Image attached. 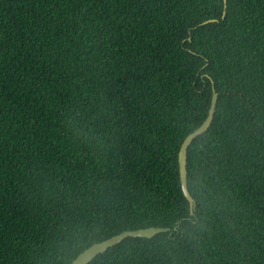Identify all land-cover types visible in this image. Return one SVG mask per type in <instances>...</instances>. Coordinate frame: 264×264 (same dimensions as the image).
Returning <instances> with one entry per match:
<instances>
[{"label":"trees","instance_id":"trees-1","mask_svg":"<svg viewBox=\"0 0 264 264\" xmlns=\"http://www.w3.org/2000/svg\"><path fill=\"white\" fill-rule=\"evenodd\" d=\"M150 226L88 264H264V0H0V264Z\"/></svg>","mask_w":264,"mask_h":264},{"label":"water","instance_id":"water-1","mask_svg":"<svg viewBox=\"0 0 264 264\" xmlns=\"http://www.w3.org/2000/svg\"><path fill=\"white\" fill-rule=\"evenodd\" d=\"M225 1V7H226V0ZM226 14V10H224L223 16ZM216 18L208 19L203 22L209 23L216 21ZM218 102V94L215 91V87L213 84V96L211 101V106L209 108L207 117L203 121V123L194 131L189 133L186 138L184 139L180 151H179V165H180V175H181V182H182V188L184 191L185 196L189 200L190 203V210L191 213H193L194 206H195V199L191 195L188 187V170H187V154H188V148L191 145L192 141L199 135L206 132L214 118L216 106ZM169 227H161V226H150L145 228H138L133 230H125L122 231L116 235H113L107 239H104L100 242H95L92 245H90L88 248L80 252L70 264H88L90 263L98 254L104 253L109 247L114 246L115 244L121 242L124 238L128 236H139V237H153L157 233L160 232H166L169 231Z\"/></svg>","mask_w":264,"mask_h":264},{"label":"clouds","instance_id":"clouds-1","mask_svg":"<svg viewBox=\"0 0 264 264\" xmlns=\"http://www.w3.org/2000/svg\"><path fill=\"white\" fill-rule=\"evenodd\" d=\"M192 223H193V225H195L196 222L195 221H192Z\"/></svg>","mask_w":264,"mask_h":264}]
</instances>
